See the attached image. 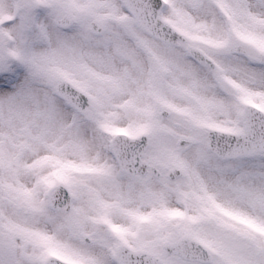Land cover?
<instances>
[{"label": "snow or ice", "instance_id": "obj_1", "mask_svg": "<svg viewBox=\"0 0 264 264\" xmlns=\"http://www.w3.org/2000/svg\"><path fill=\"white\" fill-rule=\"evenodd\" d=\"M0 264H264V0H0Z\"/></svg>", "mask_w": 264, "mask_h": 264}]
</instances>
